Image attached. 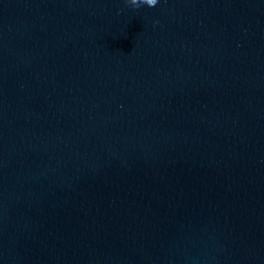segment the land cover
Here are the masks:
<instances>
[{
  "label": "water",
  "instance_id": "obj_1",
  "mask_svg": "<svg viewBox=\"0 0 264 264\" xmlns=\"http://www.w3.org/2000/svg\"><path fill=\"white\" fill-rule=\"evenodd\" d=\"M0 264H264V0H0Z\"/></svg>",
  "mask_w": 264,
  "mask_h": 264
}]
</instances>
